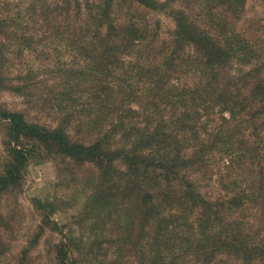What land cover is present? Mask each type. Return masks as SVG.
Wrapping results in <instances>:
<instances>
[{
  "label": "trees",
  "instance_id": "obj_1",
  "mask_svg": "<svg viewBox=\"0 0 264 264\" xmlns=\"http://www.w3.org/2000/svg\"><path fill=\"white\" fill-rule=\"evenodd\" d=\"M244 2L54 0L51 10L44 6L41 21L52 20L49 36L69 53L66 58L55 48L61 82L72 78L71 103L62 105L58 114L64 117L55 124L31 121L0 103V197L22 184L32 159L55 155L97 170L88 181L94 189L84 212L96 217L92 204H113L102 218L113 215L108 234L117 259L211 264L229 255L239 264H264V77L249 69L240 81L230 71L234 59L256 49L233 27ZM157 12L174 22L167 38L150 17ZM4 84L0 75V90ZM87 107L91 118L75 127L83 130L76 137L68 120ZM216 109L229 111L219 125L212 124ZM118 132L128 143L121 150L110 141ZM224 147L239 171L231 180L217 177L226 193L207 199L200 177L185 170L205 175ZM36 204L42 208L40 230L20 249L16 264H28L30 243L56 224L50 216L55 203ZM11 222L0 216L2 229ZM63 238L52 258L75 264L71 237ZM5 250L0 239V254Z\"/></svg>",
  "mask_w": 264,
  "mask_h": 264
},
{
  "label": "rangeland",
  "instance_id": "obj_2",
  "mask_svg": "<svg viewBox=\"0 0 264 264\" xmlns=\"http://www.w3.org/2000/svg\"><path fill=\"white\" fill-rule=\"evenodd\" d=\"M53 1L0 0V75L5 79L0 90V103L9 109L23 111L31 121L45 124H55L63 119L64 116H60L58 111L62 105L71 103L69 85L72 78L64 76V82H61L62 76L57 68V59L61 57V53H57L56 49L63 52L66 58H69V53L64 44H55L49 36L52 20L48 18L49 24L41 21V10L44 6L48 11L51 10ZM150 17L153 21H159L160 34L167 38L174 27L172 18L164 12L151 14ZM233 27L241 39L245 42L248 40L256 49L234 59L231 74L236 80H240L242 75L252 69L250 73L264 77V0H245ZM181 80L184 81L185 78ZM83 84L79 88L83 89ZM81 97L79 94L78 100ZM91 112L87 107L75 113L70 122L68 120L67 127L76 130L73 131L74 136L83 131L75 127L91 118ZM221 116L229 118V111L221 112L216 109L211 115L214 120L212 124H221ZM231 123H228L230 127ZM226 126L227 123H224V127ZM110 141L117 150L128 145L121 132L110 137ZM227 141L229 149L231 147L234 151L232 138ZM222 149L215 164L209 161L205 175L200 169L196 172L185 170L191 177H200V190L207 199L217 200L219 195L222 198L226 193L225 187L217 183V177L225 174L231 180L235 172L239 171L231 168L228 154L230 150L226 151L225 147ZM3 153L4 148L0 143V160ZM114 162L118 163L117 158ZM245 165L243 163L240 169L245 168ZM249 173V170H245L246 179H249ZM96 175L97 170L92 165L75 163L55 155L32 159L25 169L22 184L0 197V216L12 218L8 229L0 227V239H4L6 243L5 252L0 254V264H16L20 249L29 244L27 241L39 232L42 208L37 207L36 200L55 203L50 216L56 224L46 225L38 240L30 243L28 264H55L52 258L54 244L63 236V239L71 237L68 244L73 249L75 264H130V261L121 257L117 259L115 238L108 234L113 215L105 220L102 218L110 209H114L113 204H92L97 212L96 217H88L84 212L94 189L93 184H88V181ZM229 177L228 180L224 179L228 183ZM225 181L223 182L226 184ZM197 210L195 209L194 215ZM239 263V260L228 255L214 258L211 264ZM252 264L261 262L256 260Z\"/></svg>",
  "mask_w": 264,
  "mask_h": 264
}]
</instances>
